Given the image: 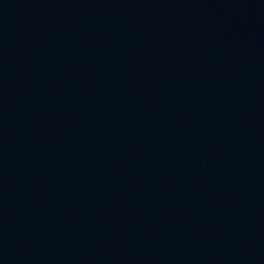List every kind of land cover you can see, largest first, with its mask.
<instances>
[{"label":"water","instance_id":"1","mask_svg":"<svg viewBox=\"0 0 264 264\" xmlns=\"http://www.w3.org/2000/svg\"><path fill=\"white\" fill-rule=\"evenodd\" d=\"M0 264H264V0H0Z\"/></svg>","mask_w":264,"mask_h":264}]
</instances>
